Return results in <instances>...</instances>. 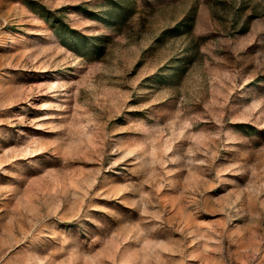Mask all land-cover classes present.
I'll use <instances>...</instances> for the list:
<instances>
[{
	"label": "rangeland",
	"instance_id": "rangeland-1",
	"mask_svg": "<svg viewBox=\"0 0 264 264\" xmlns=\"http://www.w3.org/2000/svg\"><path fill=\"white\" fill-rule=\"evenodd\" d=\"M0 264H264V0H0Z\"/></svg>",
	"mask_w": 264,
	"mask_h": 264
},
{
	"label": "trees",
	"instance_id": "trees-1",
	"mask_svg": "<svg viewBox=\"0 0 264 264\" xmlns=\"http://www.w3.org/2000/svg\"><path fill=\"white\" fill-rule=\"evenodd\" d=\"M47 15H49V13H47ZM47 21H48V20H47ZM72 39H73L74 43H76V45H78L79 41L76 39V37L73 36Z\"/></svg>",
	"mask_w": 264,
	"mask_h": 264
}]
</instances>
